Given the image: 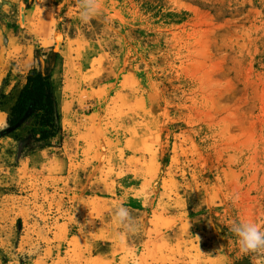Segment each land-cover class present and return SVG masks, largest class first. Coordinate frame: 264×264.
Returning a JSON list of instances; mask_svg holds the SVG:
<instances>
[{
    "label": "rangeland",
    "instance_id": "1",
    "mask_svg": "<svg viewBox=\"0 0 264 264\" xmlns=\"http://www.w3.org/2000/svg\"><path fill=\"white\" fill-rule=\"evenodd\" d=\"M99 5L0 12V264H264L227 227L264 229V0ZM51 51L62 131L3 134Z\"/></svg>",
    "mask_w": 264,
    "mask_h": 264
},
{
    "label": "trees",
    "instance_id": "2",
    "mask_svg": "<svg viewBox=\"0 0 264 264\" xmlns=\"http://www.w3.org/2000/svg\"><path fill=\"white\" fill-rule=\"evenodd\" d=\"M43 54L47 57L46 64L33 67L28 72L26 81L9 110L8 128L3 134L13 133L23 124H30L28 131L31 139L43 142L41 146H47L50 139L60 134L62 126L52 78L58 54L53 51Z\"/></svg>",
    "mask_w": 264,
    "mask_h": 264
},
{
    "label": "clouds",
    "instance_id": "3",
    "mask_svg": "<svg viewBox=\"0 0 264 264\" xmlns=\"http://www.w3.org/2000/svg\"><path fill=\"white\" fill-rule=\"evenodd\" d=\"M5 2L6 0H0V12L4 11L3 5ZM20 3L22 6L23 0H20ZM78 4L79 20L83 24L89 23L100 10L99 0H78ZM112 219L125 233H135L137 231L136 222L131 217L129 209L123 205L116 207ZM92 222L86 221V223ZM227 227L228 231L237 238L241 253L264 254V229L260 224L248 219H238L232 221Z\"/></svg>",
    "mask_w": 264,
    "mask_h": 264
}]
</instances>
